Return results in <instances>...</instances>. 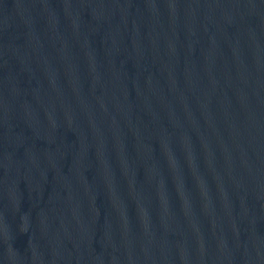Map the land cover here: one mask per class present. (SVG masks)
<instances>
[{
  "label": "water",
  "instance_id": "1",
  "mask_svg": "<svg viewBox=\"0 0 264 264\" xmlns=\"http://www.w3.org/2000/svg\"><path fill=\"white\" fill-rule=\"evenodd\" d=\"M0 264H264V0H0Z\"/></svg>",
  "mask_w": 264,
  "mask_h": 264
}]
</instances>
